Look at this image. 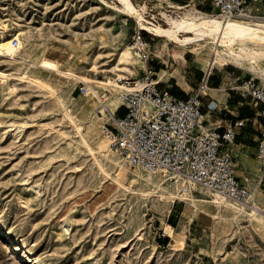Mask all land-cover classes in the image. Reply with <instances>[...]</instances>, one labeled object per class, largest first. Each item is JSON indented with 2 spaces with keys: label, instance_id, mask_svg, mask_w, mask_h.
Segmentation results:
<instances>
[{
  "label": "rangeland",
  "instance_id": "rangeland-1",
  "mask_svg": "<svg viewBox=\"0 0 264 264\" xmlns=\"http://www.w3.org/2000/svg\"><path fill=\"white\" fill-rule=\"evenodd\" d=\"M133 2L146 4L147 17L164 25L165 13L182 11L178 4L218 12L211 0ZM117 4L0 0V37L14 39L21 29L26 35L24 60L0 55L6 74L0 78V264H264L263 211L255 216L209 201L165 202L162 189L140 178L119 153L111 156L126 168L97 151L102 140L109 144L106 117L98 116L104 106L86 82L61 71L96 80L118 76L110 69L122 65L137 22ZM142 32L153 45L151 66L164 68L165 77L178 75L186 62L198 75L196 65L205 69L212 58L211 50ZM46 58L58 68L41 66ZM210 65L215 77L232 70L259 77L232 63ZM132 66L135 73L126 79L147 69L139 60ZM97 88L101 96L107 92ZM169 179L178 191L179 183ZM258 201L264 206L263 194Z\"/></svg>",
  "mask_w": 264,
  "mask_h": 264
},
{
  "label": "built area",
  "instance_id": "built-area-1",
  "mask_svg": "<svg viewBox=\"0 0 264 264\" xmlns=\"http://www.w3.org/2000/svg\"><path fill=\"white\" fill-rule=\"evenodd\" d=\"M261 1L211 0V4L227 18L264 19V13L259 12ZM14 41L19 43L17 37ZM130 43L148 67L137 78L120 79L128 86L121 93L123 111L100 109L106 117L102 130L112 150L135 168L170 175L183 190L190 189L193 183L205 194L250 203L254 192L238 176L233 151L238 128L245 124V119L220 130V125L205 117V86L200 85L185 98L178 97L158 81L150 64L154 59L151 40L142 32L133 34ZM236 80L233 85L228 83L229 88L250 97L260 106L259 115L264 117V81L252 75ZM82 91L88 93L89 89L83 86ZM208 107L216 110L218 105L209 103ZM259 151L263 157L264 126Z\"/></svg>",
  "mask_w": 264,
  "mask_h": 264
},
{
  "label": "bare ground",
  "instance_id": "bare-ground-1",
  "mask_svg": "<svg viewBox=\"0 0 264 264\" xmlns=\"http://www.w3.org/2000/svg\"><path fill=\"white\" fill-rule=\"evenodd\" d=\"M116 1L118 2L117 7L121 12L135 18L137 22L136 33L147 31L154 36L165 37L178 46L194 47L197 52L211 50L212 58L209 59L207 64L218 63L224 65L232 63L258 74L264 81V19L227 18L220 15L219 12L209 13L196 7L178 4L175 7L178 8L177 10L181 9L182 11L177 14L165 13L166 25H164L158 23L156 20H152L153 17L151 19L147 17L146 4L138 6L133 0ZM3 28L5 32L8 31L7 25H4ZM24 34L25 31L23 29L17 33V38L19 39L18 44H15L14 39L10 37H0V55L11 59L22 58L24 60V57L20 56L26 42V35ZM140 59L141 57L133 49L131 43H126L119 58L122 65L116 64L110 69L118 75L116 78L111 77L108 80H96L87 76H78L70 70L61 72L86 82L90 86L89 88L101 100V105L115 112L122 105V90L128 88L126 83H122L120 79L128 78V72L135 73V66H132L135 60L141 61L143 68L148 67L147 62ZM39 64L51 69L58 68L52 60L47 58L42 59ZM165 72L161 71L159 73L158 81L164 77ZM5 75L4 72L0 71V78L6 77ZM97 87H103L107 91L104 96H101ZM98 116L102 119L101 113ZM97 151L113 159L118 167L126 168L124 164L126 162L122 158L119 157L118 159L111 156L114 152L105 139L99 143ZM114 155L116 154L114 153ZM135 170L139 171L137 174L140 178L162 189L163 192L160 197L164 198L165 202L180 198L195 204L198 201H209L218 206H226V208L233 207L238 211L247 212L255 216L259 214V211L264 212V206L258 201L259 190L256 188H254L255 193L250 203H239L229 197L214 193L209 194L211 198H202L196 195L193 189H198V187L193 183L190 189L186 188V190H183L182 187H179L178 191H173L170 188V183L172 184V182H170V177L167 174L165 175L152 170ZM179 185L181 186L180 183Z\"/></svg>",
  "mask_w": 264,
  "mask_h": 264
},
{
  "label": "crops",
  "instance_id": "crops-1",
  "mask_svg": "<svg viewBox=\"0 0 264 264\" xmlns=\"http://www.w3.org/2000/svg\"><path fill=\"white\" fill-rule=\"evenodd\" d=\"M260 13H264V0L260 3ZM186 69L180 66L177 71L178 75L165 77L160 81V85L169 88L170 91L178 97L185 98L192 91L196 90L200 85L206 87L203 95L204 113L206 119L210 123L220 125V130L233 125L238 119H245V124L238 128V135L233 144V151L238 164V176L255 191L264 195V156L261 157L259 146L264 126V117L260 116V106L255 104L250 97L244 96L242 93L229 88V84H234L239 77L251 74L239 75L235 72L228 71V75L215 77V66L206 65L205 69L201 65H196L198 73L189 71L190 63L185 64ZM188 68V70H187ZM204 70V73L203 71ZM164 68L156 71L159 76ZM182 71L186 74L181 73ZM254 76V75H252ZM229 78V82L225 80ZM258 77V76H256ZM261 79L260 77H258ZM225 79V80H224ZM263 80V79H262ZM227 84V87H226ZM218 105L216 110H210L208 105ZM252 119V120H249ZM258 181V182H256ZM171 218V217H170Z\"/></svg>",
  "mask_w": 264,
  "mask_h": 264
}]
</instances>
